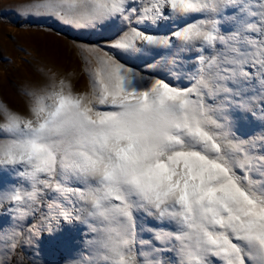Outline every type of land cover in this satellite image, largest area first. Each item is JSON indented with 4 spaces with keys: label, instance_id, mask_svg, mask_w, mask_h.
Segmentation results:
<instances>
[{
    "label": "snow or ice",
    "instance_id": "1",
    "mask_svg": "<svg viewBox=\"0 0 264 264\" xmlns=\"http://www.w3.org/2000/svg\"><path fill=\"white\" fill-rule=\"evenodd\" d=\"M18 8L111 38L0 99V264L66 228L70 264H264V0Z\"/></svg>",
    "mask_w": 264,
    "mask_h": 264
},
{
    "label": "rangeland",
    "instance_id": "2",
    "mask_svg": "<svg viewBox=\"0 0 264 264\" xmlns=\"http://www.w3.org/2000/svg\"><path fill=\"white\" fill-rule=\"evenodd\" d=\"M18 4L19 0H0V99L14 109L23 108V92L38 79L41 69L79 70L81 61L76 55L77 47L104 46L111 38L107 29L76 30L52 18L22 15ZM159 31L163 33L168 29L162 27ZM133 63L143 70L140 61ZM161 75L173 83L187 84L183 78L177 80L166 73ZM82 83L78 82L77 86ZM0 223H6V220H0ZM79 227L83 229L82 225ZM85 238L84 231L76 228H66L53 236L45 233L39 239V255L35 254L33 246L25 245L17 250L14 264H34V261L37 264H70Z\"/></svg>",
    "mask_w": 264,
    "mask_h": 264
}]
</instances>
